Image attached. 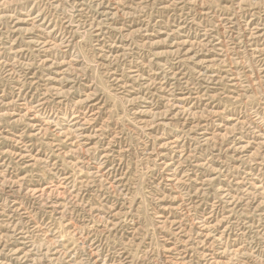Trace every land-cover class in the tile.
Here are the masks:
<instances>
[{"label": "rangeland", "instance_id": "obj_1", "mask_svg": "<svg viewBox=\"0 0 264 264\" xmlns=\"http://www.w3.org/2000/svg\"><path fill=\"white\" fill-rule=\"evenodd\" d=\"M0 51V264H264V0H0Z\"/></svg>", "mask_w": 264, "mask_h": 264}, {"label": "bare ground", "instance_id": "obj_2", "mask_svg": "<svg viewBox=\"0 0 264 264\" xmlns=\"http://www.w3.org/2000/svg\"><path fill=\"white\" fill-rule=\"evenodd\" d=\"M38 14V13H37ZM37 18H39V17H37ZM36 19V18H35ZM110 21V20H109ZM234 21V20H233ZM260 22V21H259ZM41 23V22H40ZM70 23V22H69ZM37 25V24H36ZM71 25V24H70ZM38 27V26H37ZM115 27V26H114ZM257 27H259V26H257ZM257 27H256V30H257ZM223 28V27H222ZM27 29V28H26ZM30 29V28H29ZM41 29V28H40ZM263 29V28H262ZM252 31V30H251ZM262 31V30H261ZM45 33V32H44ZM234 36V35H233ZM43 37V36H42ZM248 37V36H247ZM223 38V37H222ZM258 38V37H257ZM241 39V38H240ZM195 41V40H194ZM248 41V40H247ZM224 42V41H223ZM212 43V42H211ZM218 44H220V42H218ZM263 46V45H262ZM49 47V46H48ZM210 48V47H209ZM259 48V47H258ZM40 49H42V48H40ZM45 51V50H44ZM121 52V51H120ZM0 53H1V51H0ZM17 53V52H16ZM21 53V52H20ZM19 53V54H20ZM254 53V52H253ZM39 54V53H38ZM229 57V56H228ZM6 62V61H5ZM7 63V62H6ZM49 64V63H48ZM47 66V65H46ZM11 67V66H10ZM7 68H9V67H7ZM12 69V68H11ZM179 70V69H178ZM157 71V70H156ZM176 72V71H175ZM202 72V71H201ZM230 72V71H229ZM136 73V72H135ZM161 73V72H160ZM212 74V73H211ZM231 74V73H230ZM161 75V74H160ZM236 75V74H235ZM227 77H229V76H227ZM146 78H149V77H146ZM57 79V78H56ZM165 79V78H164ZM167 80V79H166ZM238 81V80H237ZM121 82H123V81H121ZM172 82V81H171ZM209 82V81H208ZM232 82V81H231ZM230 82V83H231ZM234 83V82H233ZM176 84V83H175ZM178 86V85H177ZM169 90V89H168ZM26 92V91H25ZM176 92V91H175ZM185 95V94H184ZM183 95V96H184ZM166 97V96H165ZM174 97V96H173ZM170 98V97H169ZM180 98V97H179ZM198 100V99H197ZM149 101V100H148ZM173 101V100H172ZM183 101V100H182ZM20 103V102H19ZM177 105V104H176ZM179 106V105H178ZM30 107V106H29ZM28 107V108H29ZM88 109V108H87ZM19 110V109H18ZM24 113V112H23ZM35 113H37V112H35ZM82 113V112H81ZM38 114H40V113H38ZM27 116H28V114H27ZM40 116V115H39ZM84 117V116H83ZM76 120V119H75ZM74 121V120H73ZM83 122V121H82ZM82 122H80V123H82ZM256 123V122H255ZM254 123V124H255ZM47 125H49V124H47ZM84 126V125H83ZM76 127V126H75ZM81 127V126H80ZM58 128H60V127H58ZM188 128V127H187ZM74 129V128H73ZM184 130H186V128L184 129ZM254 130H255V128H254ZM258 131H262L261 129H259ZM60 132H61V130H60ZM201 132V131H200ZM58 133V132H57ZM79 133V132H78ZM209 133V132H208ZM256 133V132H255ZM259 133V132H258ZM84 135H85V133H84ZM259 136H261V138L264 140V131L263 132H260V134H259ZM178 137H180V136H178ZM196 137V136H195ZM197 137H199V136H197ZM242 137V136H241ZM240 137V138H241ZM18 138V137H17ZM20 139V138H19ZM22 139V138H21ZM76 139V138H75ZM81 139H82V137H81ZM204 139V138H203ZM74 140V139H73ZM188 140V139H187ZM262 140V141H263ZM20 141V140H19ZM171 141V140H170ZM250 141V140H249ZM254 141V140H253ZM182 142V141H181ZM176 144V143H175ZM254 144V143H253ZM25 145V144H24ZM172 145V144H171ZM258 145V144H257ZM194 146V145H193ZM197 146V145H196ZM25 147V146H24ZM188 147H189V145H188ZM235 147V146H234ZM237 147V146H236ZM257 147V146H256ZM26 149V148H25ZM82 149V148H81ZM180 149V148H179ZM262 149V148H261ZM173 150V149H172ZM178 150V149H177ZM246 150V149H245ZM173 152V151H172ZM171 152V153H172ZM203 152V151H202ZM104 153V152H103ZM181 153H182V151H181ZM180 154V153H179ZM178 155V154H177ZM198 156V155H197ZM169 158V157H168ZM180 158V157H179ZM241 158H243V157H241ZM3 159V158H2ZM176 160V159H175ZM195 160V159H194ZM79 161H80V159H79ZM81 161H83V160H81ZM85 161V160H84ZM172 162V161H171ZM256 162H258V161H256ZM202 163V162H201ZM197 166V165H196ZM75 168V167H74ZM259 168V167H258ZM168 170H170V169H168ZM196 170V169H195ZM171 171V170H170ZM171 173V172H170ZM63 175V174H62ZM181 176V175H180ZM190 177V176H189ZM186 178V177H185ZM191 178V177H190ZM193 178V177H192ZM66 179V178H65ZM173 179V178H172ZM195 179V178H194ZM242 179V178H241ZM240 179V180H241ZM249 179V178H248ZM64 180V179H63ZM259 180V179H258ZM239 181V180H238ZM184 182V181H183ZM198 182V181H197ZM243 182V181H242ZM65 183V182H64ZM254 183V182H253ZM56 186V185H55ZM115 186V185H114ZM226 186V185H225ZM231 186V185H230ZM252 186V185H251ZM254 186H255V184H254ZM220 187V186H219ZM50 188V187H49ZM13 189V188H12ZM11 190V189H10ZM27 191V190H26ZM35 191V190H34ZM245 191V190H244ZM250 191V190H249ZM256 191V190H255ZM14 192V191H13ZM41 193V192H40ZM39 193V194H40ZM95 193V192H94ZM220 193V192H219ZM230 193V192H229ZM228 194V193H227ZM231 194V193H230ZM240 196V195H239ZM18 197V196H17ZM227 197V196H226ZM225 197V198H226ZM16 198V197H15ZM9 200H10V198H9ZM233 200V199H232ZM16 201V200H15ZM11 204V203H10ZM54 204V203H53ZM215 204V203H214ZM213 204V205H214ZM251 204V203H250ZM60 206V205H59ZM230 207V206H229ZM55 208V207H54ZM227 208V207H226ZM257 208H258V206H257ZM11 210V209H10ZM55 210H57V209H55ZM18 212V211H17ZM216 212V211H215ZM223 212V211H222ZM230 214V213H229ZM56 216V215H55ZM213 216V215H212ZM211 216V217H212ZM227 216V215H226ZM214 217V216H213ZM12 218V217H11ZM210 218V217H209ZM201 219V218H200ZM217 219V218H216ZM219 219H221L220 217H219ZM225 219V218H224ZM10 221V220H9ZM174 221V220H173ZM263 221V220H262ZM201 222V221H200ZM215 223V222H214ZM213 223V224H214ZM225 223V222H224ZM194 224V223H193ZM223 224V223H222ZM196 225V224H195ZM199 225H202V224H199ZM211 225V224H210ZM228 225V224H227ZM263 225V224H262ZM207 226V225H206ZM231 226V225H230ZM182 228V227H181ZM201 228V227H200ZM231 229V228H230ZM18 230V229H17ZM44 230V229H43ZM208 230V229H207ZM212 230V229H211ZM210 230V231H211ZM218 230V229H217ZM247 230V229H246ZM245 230V231H246ZM182 231H184V230H182ZM204 232V231H203ZM201 233V232H200ZM205 234V233H204ZM212 234H214V233H212ZM228 234V233H227ZM248 235V234H247ZM24 236V235H23ZM213 236V235H212ZM192 237V236H191ZM197 237V236H196ZM206 237V236H205ZM215 237V236H214ZM190 238V237H189ZM209 238V237H208ZM216 238V237H215ZM223 238V237H222ZM199 239V238H198ZM203 239V238H202ZM19 240V239H18ZM218 240V239H217ZM20 241H22V240H20ZM27 241H28V239H27ZM202 241V240H201ZM206 241H208V240H206ZM211 241V240H210ZM213 241V240H212ZM25 242V241H24ZM203 242V241H202ZM198 243H200V241L198 242ZM221 243V242H220ZM194 244V243H193ZM27 245V244H26ZM197 245V244H196ZM11 246V245H10ZM184 246V245H183ZM187 246V245H186ZM217 246H219V245H217ZM225 246V245H224ZM23 247V246H22ZM27 247V246H26ZM32 247V246H31ZM188 247H190L189 245H188ZM222 247V246H221ZM7 248V247H6ZM215 248V247H214ZM31 249V248H30ZM202 249V248H201ZM209 249V248H208ZM225 249V248H224ZM228 249V248H227ZM8 250V249H7ZM11 250V249H10ZM26 250V249H25ZM177 250V249H176ZM186 250V249H185ZM190 250V249H189ZM236 250V249H235ZM19 251H21V250H19ZM214 251V250H213ZM219 251H220V248H219ZM52 252V251H51ZM178 252V251H177ZM201 252V251H200ZM203 252V251H202ZM6 253V252H5ZM216 253H218V252H216ZM71 254V253H70ZM206 254V253H205ZM22 255V254H21ZM53 255V254H52ZM182 256V255H181ZM202 256V255H201ZM10 257V256H9ZM19 257V256H18ZM54 257V256H53ZM176 257V256H175ZM180 257V256H179ZM215 257V256H214ZM28 258V257H27ZM174 258V257H173ZM182 258V257H181ZM10 260H11V258H9ZM92 259V258H91ZM90 259V260H91ZM15 260V259H14ZM218 260H220V259H218ZM185 261V260H184ZM217 261V260H216ZM1 262V261H0ZM174 262V261H173ZM241 262V261H240ZM75 264V263H74Z\"/></svg>", "mask_w": 264, "mask_h": 264}]
</instances>
